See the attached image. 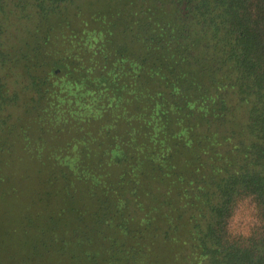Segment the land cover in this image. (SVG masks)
I'll list each match as a JSON object with an SVG mask.
<instances>
[{"label":"trees","instance_id":"16d2710c","mask_svg":"<svg viewBox=\"0 0 264 264\" xmlns=\"http://www.w3.org/2000/svg\"><path fill=\"white\" fill-rule=\"evenodd\" d=\"M86 1L0 0L1 177L35 131L78 264H264V0Z\"/></svg>","mask_w":264,"mask_h":264},{"label":"rangeland","instance_id":"374dc122","mask_svg":"<svg viewBox=\"0 0 264 264\" xmlns=\"http://www.w3.org/2000/svg\"><path fill=\"white\" fill-rule=\"evenodd\" d=\"M83 1L77 0V3L87 7L84 12L91 11L93 5ZM8 137L16 156L15 160L12 159L14 167L17 168L16 162L22 157L28 163H23L27 171L17 173V179L11 174L5 179L0 175L3 183L0 187V264H78V258L70 252L71 245L79 234L89 237L94 224L90 219L81 225L74 224L72 219L64 220L68 215L63 211L67 209H61L56 199L49 198L42 189L44 183L48 184L51 192L58 187L53 183L56 181L54 173L40 172V169L33 174L30 172L45 159L44 147L39 148L35 143V139H40L38 134L29 129L22 132L19 128ZM26 142L36 148L30 159L24 152ZM38 142L42 144L40 140ZM44 173L53 178L45 179ZM47 197L50 204L44 203Z\"/></svg>","mask_w":264,"mask_h":264}]
</instances>
